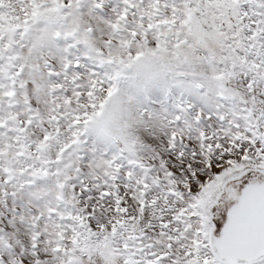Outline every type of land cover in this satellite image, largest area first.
Wrapping results in <instances>:
<instances>
[{
  "label": "snow or ice",
  "instance_id": "1",
  "mask_svg": "<svg viewBox=\"0 0 264 264\" xmlns=\"http://www.w3.org/2000/svg\"><path fill=\"white\" fill-rule=\"evenodd\" d=\"M0 264H264V0H0Z\"/></svg>",
  "mask_w": 264,
  "mask_h": 264
}]
</instances>
